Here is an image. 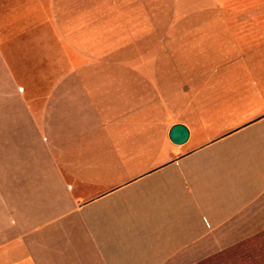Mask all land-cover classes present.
I'll return each mask as SVG.
<instances>
[{
	"label": "crops",
	"instance_id": "crops-1",
	"mask_svg": "<svg viewBox=\"0 0 264 264\" xmlns=\"http://www.w3.org/2000/svg\"><path fill=\"white\" fill-rule=\"evenodd\" d=\"M262 230L264 0H0V264H200Z\"/></svg>",
	"mask_w": 264,
	"mask_h": 264
},
{
	"label": "rangeland",
	"instance_id": "rangeland-1",
	"mask_svg": "<svg viewBox=\"0 0 264 264\" xmlns=\"http://www.w3.org/2000/svg\"><path fill=\"white\" fill-rule=\"evenodd\" d=\"M193 0H174L175 4ZM200 264H264V230L238 240L236 245L204 257Z\"/></svg>",
	"mask_w": 264,
	"mask_h": 264
},
{
	"label": "water",
	"instance_id": "water-1",
	"mask_svg": "<svg viewBox=\"0 0 264 264\" xmlns=\"http://www.w3.org/2000/svg\"><path fill=\"white\" fill-rule=\"evenodd\" d=\"M186 130L180 124H175L169 131L168 136L171 141H180L185 138Z\"/></svg>",
	"mask_w": 264,
	"mask_h": 264
}]
</instances>
